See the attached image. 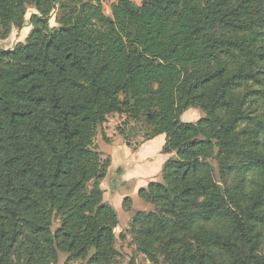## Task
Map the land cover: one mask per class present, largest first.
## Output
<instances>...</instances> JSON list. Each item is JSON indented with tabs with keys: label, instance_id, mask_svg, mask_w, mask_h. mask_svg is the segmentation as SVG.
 <instances>
[{
	"label": "trees",
	"instance_id": "obj_1",
	"mask_svg": "<svg viewBox=\"0 0 264 264\" xmlns=\"http://www.w3.org/2000/svg\"><path fill=\"white\" fill-rule=\"evenodd\" d=\"M110 13L0 0V40L31 26L0 47V264L115 262L118 215L88 189L108 165L94 142L110 114L144 118L146 140L164 135L174 154L138 191L150 207L128 224L139 253L264 264V0H114ZM191 109L203 117L183 122Z\"/></svg>",
	"mask_w": 264,
	"mask_h": 264
},
{
	"label": "crops",
	"instance_id": "obj_2",
	"mask_svg": "<svg viewBox=\"0 0 264 264\" xmlns=\"http://www.w3.org/2000/svg\"><path fill=\"white\" fill-rule=\"evenodd\" d=\"M142 119L139 122H132L124 115L107 116L101 128L106 141L103 150H100V147L97 149L100 153V164L108 163V165L102 176L89 183L99 186L103 192V202L112 206L116 213L122 211L124 215L129 214V220L126 215L124 217L127 224L136 212H147L150 209L149 205L139 199L138 191L146 188L151 182H160L163 165L174 156L173 153H162L165 144L164 135L146 140L145 119ZM140 122H143L144 131L141 140L133 144L130 142L133 137H130L131 132L128 130L125 132L124 126L128 123ZM120 131L125 136L120 134ZM103 156L105 159L102 162ZM125 199L129 200L127 206L123 205Z\"/></svg>",
	"mask_w": 264,
	"mask_h": 264
},
{
	"label": "rangeland",
	"instance_id": "obj_3",
	"mask_svg": "<svg viewBox=\"0 0 264 264\" xmlns=\"http://www.w3.org/2000/svg\"><path fill=\"white\" fill-rule=\"evenodd\" d=\"M102 4L103 12L106 15H110V8L111 5L114 3V0H98ZM134 5H141L142 0H130ZM199 8L201 11V4H199ZM31 13H33V10L31 9V6H27L25 9V19L28 21ZM59 13L54 12L50 19H49V27L56 28L57 27V20H58ZM31 31V26L29 24H25V26L21 30H17L16 28H13L8 38L5 40H0V47L5 50L12 49L16 45L23 44L26 37L28 36L29 32ZM252 90V89H251ZM253 91V90H252ZM264 115L263 110L258 106L257 107V115ZM203 117L202 111L198 109H191L183 113L181 116V120L183 122H194L197 121ZM144 120V119H142ZM131 132L130 137L133 144L137 143L141 140L142 132L144 131L143 122L140 123H128L127 126H124L125 132ZM116 131V130H115ZM100 132L102 130H99L98 135L95 138V146L99 148L100 150H103V144L105 143L104 140L101 139ZM113 132V131H112ZM117 132V131H116ZM127 139V138H126ZM105 159L103 156L101 158L102 162ZM94 181V180H92ZM93 183V182H92ZM92 184L88 185V189L91 188ZM118 213V226L119 227L116 230V241L114 244L115 250L118 252L116 260L112 264H165L163 260L159 259L157 263H152L147 258L139 253L137 251L136 245L134 244L133 238L130 235V233L127 231L128 224L126 223V217L129 220V214H123L122 211L117 212ZM58 227V222H54L52 230H55ZM67 255L60 254L58 258L57 264H89L88 258L81 261H75V262H67Z\"/></svg>",
	"mask_w": 264,
	"mask_h": 264
}]
</instances>
